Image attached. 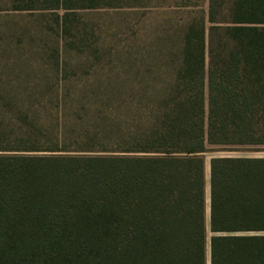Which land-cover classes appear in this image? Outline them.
<instances>
[{
    "label": "trees",
    "instance_id": "trees-1",
    "mask_svg": "<svg viewBox=\"0 0 264 264\" xmlns=\"http://www.w3.org/2000/svg\"><path fill=\"white\" fill-rule=\"evenodd\" d=\"M175 1L191 15L156 37L173 59L161 95L90 125L0 128V264H264V155L209 158L208 235L200 155L264 150V0ZM95 5L12 8L61 9L66 32Z\"/></svg>",
    "mask_w": 264,
    "mask_h": 264
},
{
    "label": "rangeland",
    "instance_id": "rangeland-1",
    "mask_svg": "<svg viewBox=\"0 0 264 264\" xmlns=\"http://www.w3.org/2000/svg\"><path fill=\"white\" fill-rule=\"evenodd\" d=\"M13 1L0 0V128L6 131L54 129L59 115L64 128L90 125L95 114H114L117 99L140 96L144 104L161 95L173 59L165 58L156 37L191 15V6L176 7L175 0H97L93 7L69 11L70 26L63 32L61 9H15ZM76 116L85 122L73 124ZM217 154L264 155V150L200 152L206 235L208 160Z\"/></svg>",
    "mask_w": 264,
    "mask_h": 264
}]
</instances>
